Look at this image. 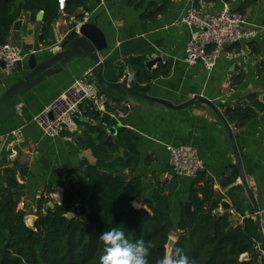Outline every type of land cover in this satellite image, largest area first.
Instances as JSON below:
<instances>
[{
    "label": "crops",
    "instance_id": "obj_1",
    "mask_svg": "<svg viewBox=\"0 0 264 264\" xmlns=\"http://www.w3.org/2000/svg\"><path fill=\"white\" fill-rule=\"evenodd\" d=\"M191 1L142 0L134 6L130 0H108L105 6H98L97 0H87L89 12L82 21L76 20L74 15H65L60 9L50 26L48 44L39 40L42 21L36 15L32 18L29 12H25L14 21L7 41L22 48L24 55L21 61L25 63L29 53H46L66 41L81 23L95 21L107 43L98 55L103 63V77L109 82L121 79L117 66L119 59L141 57L147 62L160 58L150 68L146 66L149 72L162 63L169 66L166 75L155 77L143 86L152 97L178 105L199 94L212 100L222 112L248 93H257L262 99L264 74H258L256 67L259 61H264V0H256L243 12L238 10L242 0H232L231 3L223 0L199 1L196 7L201 12L215 14L224 6L238 11L246 18L249 27L257 31L256 36L249 40L226 46L210 71H206L200 62L189 65L184 60L185 45L194 29L179 24L178 20ZM154 6L161 10L152 17H144L143 13ZM15 67L8 70L0 68V78L12 74ZM94 67L88 57L74 60L23 94L19 114L0 122V160L17 162L18 168H27L23 177L19 176L17 168V178L25 186L24 196L17 207L24 209L21 202L29 206L26 218L30 223L35 219V202L47 184H50V193H44V196H49V202L60 203L59 194L68 181L66 173L77 167L82 159L94 163L91 150L80 148L67 132L58 137L44 135L34 116L72 82L91 77ZM239 74L243 75L240 80L237 79ZM106 103L116 110L118 125L133 129L141 138L138 146L143 185L139 197L141 203L151 196L157 180L169 183L175 178L177 187L168 194L170 217L173 223L177 222L183 211V202L189 200L192 178L184 175L165 177L167 146L188 143L197 148L202 171L212 180L214 190L230 204L227 212L232 214L231 219L241 222L246 216L255 220L252 203L239 176L231 185H221L220 179L227 168L237 167V164L225 128L210 109L199 105L169 109L140 98H136L134 106H129L99 93L95 105L104 110ZM230 127L247 184L259 208L264 234V112L244 127L236 128L232 124ZM81 130L79 126L76 132L70 133L81 134ZM115 130V127L110 128L112 133ZM11 151L15 152L14 158H9ZM219 213L223 211L219 210Z\"/></svg>",
    "mask_w": 264,
    "mask_h": 264
},
{
    "label": "trees",
    "instance_id": "obj_2",
    "mask_svg": "<svg viewBox=\"0 0 264 264\" xmlns=\"http://www.w3.org/2000/svg\"><path fill=\"white\" fill-rule=\"evenodd\" d=\"M141 1L130 3L137 6ZM199 1L194 0V5ZM255 1L242 0L238 10L243 12ZM160 10L154 6L143 16L152 17ZM38 11L44 14L39 40L48 44L50 26L60 11L58 0H0V42L7 41L11 26L22 13L29 12L34 18ZM62 12L82 21L89 12L87 0H64ZM123 62L133 71L132 86L143 88L169 72L167 63L149 72L146 59L141 57ZM256 68L258 74H264V61ZM94 75L93 71L87 80L95 82ZM242 78V74L237 76ZM78 109L87 119L75 117L81 134L64 132L80 148L91 150L94 163L82 159L66 173L68 181L61 201L53 207L48 205L49 196H44L50 193L47 184L35 202L31 224L25 220L29 206L17 207L25 192L17 178L18 163L0 160V264H100L104 245L99 236L114 227L121 228L131 242L143 239L153 245L148 264H157L166 254L172 235L175 242L170 254L179 247L195 264H264V248L254 218L244 216L236 222L231 213L216 212L223 195L214 190L212 180L202 170L189 188L190 216L181 211L176 223L171 220L168 192L177 187L175 178L169 183L157 180L151 196L142 200L141 207L134 206L143 192L138 151L141 138L133 129L118 125L116 110L107 103L100 110L93 100H86ZM263 112L264 95L259 99L257 93H248L223 109L227 121L236 128ZM112 127L115 133L110 131ZM237 177V167L231 166L222 175L221 185L229 186Z\"/></svg>",
    "mask_w": 264,
    "mask_h": 264
},
{
    "label": "built area",
    "instance_id": "obj_3",
    "mask_svg": "<svg viewBox=\"0 0 264 264\" xmlns=\"http://www.w3.org/2000/svg\"><path fill=\"white\" fill-rule=\"evenodd\" d=\"M108 0H97L98 6H105ZM59 9L63 8L64 0H58ZM178 23L191 26L190 34L184 49V60L189 65L200 62L206 71L212 70L223 49L242 40L256 36V29L250 28L246 18L236 10L224 6L218 13L201 12L193 0L180 17ZM23 50L9 41L0 42V68L11 69L23 58ZM117 66L122 72L121 80L131 85L134 75L129 65L122 59ZM99 89L95 82L77 79L68 85L58 96L34 116L35 123L44 135L58 137L64 131L76 132L79 128L75 120L78 106L86 100H99ZM103 96V94H102ZM80 114V112H79ZM166 178L187 176L195 178L203 169L197 148L188 143L167 146ZM11 151L9 158H14ZM24 206V202L20 203ZM243 217V216H242Z\"/></svg>",
    "mask_w": 264,
    "mask_h": 264
},
{
    "label": "water",
    "instance_id": "obj_4",
    "mask_svg": "<svg viewBox=\"0 0 264 264\" xmlns=\"http://www.w3.org/2000/svg\"><path fill=\"white\" fill-rule=\"evenodd\" d=\"M43 15V11H38L36 13V18L38 20H42ZM106 47L107 43L105 36L98 28L96 22L85 21L81 23L76 28V30L71 33V36L60 46L51 48L46 53H29L25 63L21 60L18 61L12 74L3 75V77L0 78V122L6 121L9 117L19 114L20 97L28 90L38 83L44 81L47 77L61 71L69 63L83 57L90 58L95 64V83L99 89V92L109 100L125 102L129 106H134L136 104V98H140L158 103L169 109H181L192 105L205 106L210 109L217 117L218 121L225 128L227 136L230 140L237 164L238 176L249 200L252 203L255 214V222L264 248V234L261 225V215L259 208L247 184L241 157L234 140L232 128L230 127V124L228 123L221 109L212 100L199 94H195L188 100L175 105L167 100L148 95L146 90H144L145 88L127 85L121 79L117 80L116 82H109L105 80L102 74L103 63L99 58L98 52L105 49ZM158 60H160V58L149 60L146 62V66L150 68ZM75 116L79 117L81 120H84V117L81 116L79 112H75ZM26 170V166L19 167V176L23 177L26 173ZM61 194H59L60 197ZM75 201H77V198ZM133 204L136 207H140L142 205L139 198H136ZM48 205L53 207L54 203L49 202ZM219 207L220 208L217 209L216 212H219V210L221 212H226L230 208V204L225 200H221ZM191 212V202L189 200L184 201L183 213L186 216H190ZM25 220L27 224H31L28 218ZM174 242L175 238L170 236L166 244V254H170Z\"/></svg>",
    "mask_w": 264,
    "mask_h": 264
},
{
    "label": "clouds",
    "instance_id": "obj_5",
    "mask_svg": "<svg viewBox=\"0 0 264 264\" xmlns=\"http://www.w3.org/2000/svg\"><path fill=\"white\" fill-rule=\"evenodd\" d=\"M99 240L103 242V254L100 264H148L149 251L153 247L150 242L139 239L131 242L125 232L118 227L102 232ZM157 264H195L177 247L172 254H165Z\"/></svg>",
    "mask_w": 264,
    "mask_h": 264
},
{
    "label": "rangeland",
    "instance_id": "obj_6",
    "mask_svg": "<svg viewBox=\"0 0 264 264\" xmlns=\"http://www.w3.org/2000/svg\"><path fill=\"white\" fill-rule=\"evenodd\" d=\"M172 238H175L173 235L171 236Z\"/></svg>",
    "mask_w": 264,
    "mask_h": 264
}]
</instances>
